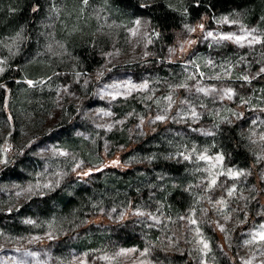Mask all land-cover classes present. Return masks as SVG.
I'll return each mask as SVG.
<instances>
[{
    "label": "rangeland",
    "instance_id": "rangeland-1",
    "mask_svg": "<svg viewBox=\"0 0 264 264\" xmlns=\"http://www.w3.org/2000/svg\"><path fill=\"white\" fill-rule=\"evenodd\" d=\"M75 1L79 12L45 0L36 50L22 64L13 65L21 35L0 38V264H232L227 251L235 264H264V242L253 239L264 231V13L251 22L231 8L194 22L192 0H139L179 15L164 43L145 16ZM65 12L74 18L58 36ZM247 33L262 43L217 42ZM86 43L101 62L92 72L73 51ZM231 126L251 167L225 154ZM158 161L184 168H146ZM177 189L184 210L165 202ZM63 196L73 199L67 208Z\"/></svg>",
    "mask_w": 264,
    "mask_h": 264
},
{
    "label": "trees",
    "instance_id": "trees-1",
    "mask_svg": "<svg viewBox=\"0 0 264 264\" xmlns=\"http://www.w3.org/2000/svg\"><path fill=\"white\" fill-rule=\"evenodd\" d=\"M108 2L111 6L117 9L118 14L129 13V16L136 17L138 15H142L147 17L161 42L171 43L174 40L173 31L178 30L180 17L175 11L168 8L163 2L155 1V3L146 5L144 7L140 6L139 0H108ZM45 3V0H0V38L16 34H20L23 38L22 45L20 47L21 57H18L14 61L13 65L22 64V62H24L30 56V54L36 50V42L38 40L36 31L38 28L37 23L40 22L41 17L45 14ZM79 4L80 2L77 3L75 0H66V8L68 7V9H70L68 12H72V10H77L79 12ZM33 7H36L38 10L33 12ZM231 8L245 10L251 22H253L258 17L262 16V13H264V0H192V3L189 5L190 19L195 22L203 16H209V12H224ZM68 12H65L66 16L64 14V16L61 17L56 24V26H58V36H61L59 33L63 32V29L66 27V25H69V23L74 18ZM73 51L84 63L85 70L89 72H92L101 63L96 51L89 48L87 43L79 44L73 47ZM15 74L18 73L15 72ZM12 82L6 81V85L10 89V97L14 88ZM4 99L5 91H3L0 95V115L2 117L7 114L3 105ZM7 109L9 112L8 107ZM160 129L161 127L158 128V130L156 129V132H158ZM223 130H227V132L223 131L224 133H221L226 156H230L235 161L240 160L241 162H246V164H249L251 167V161L248 154L237 140L235 127H224ZM154 134L155 133H150L147 138H150ZM140 145L141 144L132 143L130 148ZM15 167L17 166L14 164V167L9 170L10 177H15ZM146 168L149 170L155 168L161 169L169 174L179 175L182 173L184 165L168 161H158L147 165ZM131 169L133 168L126 167L119 172L127 175L129 172H131ZM3 174L0 175L2 176L1 178H3ZM185 197L186 194L178 191L177 189L165 195V202L174 210H184L185 205L182 203H184ZM56 201H58V204L62 208H67L70 206L69 204L73 202V199L72 197L63 196L58 197V200L56 198ZM90 222L93 223L92 221ZM117 225L119 224L116 223L114 226ZM214 237L219 240V236H217L216 233L214 234ZM125 246H130V244L127 243ZM223 249L225 248L223 247ZM226 253L228 255L227 257H229L228 260L232 264H235L236 262H234V254L228 251ZM172 258L175 260H180L182 257L172 255ZM186 264H191V261H187Z\"/></svg>",
    "mask_w": 264,
    "mask_h": 264
},
{
    "label": "snow or ice",
    "instance_id": "snow-or-ice-1",
    "mask_svg": "<svg viewBox=\"0 0 264 264\" xmlns=\"http://www.w3.org/2000/svg\"><path fill=\"white\" fill-rule=\"evenodd\" d=\"M85 3H87V0H85ZM145 5H141V7H144ZM38 9L36 8V7H33V9H32V11L33 12H35V11H37ZM224 22L226 23V22H228V20H227V17H225L224 18ZM135 23L137 24V25H139L140 23H141V21L140 20H136L135 21ZM199 27L201 28V29H203V25H199ZM189 31H194V29H189ZM255 30H253V32H254ZM213 34L211 33V32H209L208 33V36H212ZM249 36H251V39H249ZM219 40H232L233 42H235V43H238V44H240L241 45V47H243V42L244 41H247L249 44H253V43H262V41L259 39V38H257L256 36H254V35H252L251 33H247V34H245V35H223V36H220L219 38H218V40H217V42H219ZM0 63H2V62H0ZM4 71V69L3 68H0V72H3ZM262 71H264V69H262ZM244 79H247V77H245ZM30 85L32 84V82L31 81H29L28 82ZM0 87H3V85H0ZM143 87H146V85H144ZM199 91H203V92H205V94L207 95L208 93H207V90H205V89H199ZM227 91V94H228V98L230 99L231 98V95H232V92H231V89H228V90H226ZM113 99H115V96H113ZM170 99V98H169ZM104 115H110V113H104ZM193 115H195V113H193ZM156 119L157 120H163L164 119V117H162V116H158V117H156ZM262 139H264V137H262ZM184 159L185 160H188V159H190V157L189 156H184ZM198 159L199 160H203V161H208V160H210V159H212V158H210V157H208V156H206V155H204V154H201L199 157H198ZM215 161L217 162V163H219V162H222L223 161V156H221V155H217L216 157H215ZM0 163H6V161H0ZM113 163L115 164V163H117L116 161H113ZM216 166V164H213L212 165V167H215ZM88 173H85V175H87ZM229 175H232V176H239V175H241V173H239V172H236V173H233L232 172V170L231 169H229ZM210 183H211V185H215L216 184V179L215 178H213L211 181H210ZM232 193H231V191L229 192V195H231ZM217 203H219V204H223L224 203V201L223 200H220V201H217ZM31 221H28V223H30ZM190 223H193V224H195L196 223V221L195 220H191L190 221ZM262 228H264V226H262ZM198 231V230H197ZM221 231H223V228H221ZM253 239L254 240H259L260 242H264V231H260V232H257L256 234H255V236L253 237ZM252 241H248V243H251ZM201 243H203V246H204V248L205 249H207L208 248V244L206 243V242H204V241H201ZM124 254V251L122 250L121 251V253H118V255H123ZM81 264H83V261L81 262Z\"/></svg>",
    "mask_w": 264,
    "mask_h": 264
}]
</instances>
